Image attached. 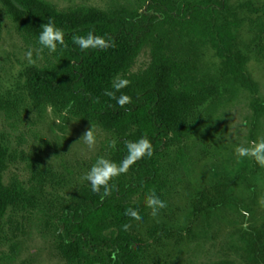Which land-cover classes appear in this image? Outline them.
<instances>
[{
  "label": "trees",
  "instance_id": "obj_1",
  "mask_svg": "<svg viewBox=\"0 0 264 264\" xmlns=\"http://www.w3.org/2000/svg\"><path fill=\"white\" fill-rule=\"evenodd\" d=\"M0 2L18 32L49 57L43 65L25 67L16 87L5 96L0 93V113L20 104L41 112L50 108L61 115L62 132L76 122L109 137L99 141L96 156L83 160L75 173L64 175L48 167L25 182L7 180L15 154L10 139L0 133V238L11 242L14 252L12 258L0 254V264L19 259L16 250L20 234L26 235V221L34 223L47 249L63 264H178L183 248L197 238L198 223L205 231L215 218L226 219L230 213L237 218L231 242L235 257L209 264H264L259 207L264 189L258 179L264 168L253 158L231 164V175L216 164L218 175L193 190L185 228L175 226L166 212L174 187L171 169L177 163L169 171L168 152L193 138L200 118L211 122L226 106V94L236 99L243 91L250 93V140H256L264 98L249 65L264 61V0H143L140 7L114 4L106 10L78 6L62 11L45 0ZM49 19L65 34L66 46L58 45L55 52L41 50L37 42ZM89 31L103 36L109 46L81 51L73 37ZM2 32L0 18V42ZM118 79L129 83L116 91ZM106 91L125 94L130 102L120 107ZM142 136L149 140L151 155L110 180L107 196L93 193L83 176L96 158L119 163L126 154L124 144ZM210 154L208 149L202 152L203 157ZM152 191L166 205L155 217L145 205ZM128 208L141 219L127 217ZM177 212L171 211L172 216Z\"/></svg>",
  "mask_w": 264,
  "mask_h": 264
},
{
  "label": "rangeland",
  "instance_id": "obj_2",
  "mask_svg": "<svg viewBox=\"0 0 264 264\" xmlns=\"http://www.w3.org/2000/svg\"><path fill=\"white\" fill-rule=\"evenodd\" d=\"M55 5L59 10H67L78 6H93L102 10L111 8L114 4L142 6L143 0H45ZM243 0H231L238 3ZM0 18L3 32L0 42V93L5 96L7 90H13L19 73L31 64L43 65L49 57L39 51L23 34L19 33L15 24L7 15L0 2ZM31 49L29 60L25 53ZM212 61L210 53L206 54L205 62ZM253 78L260 85V96L264 98V61L254 60L249 65ZM226 106L219 109L216 117L210 122L203 116L200 125L191 140L182 147H175L168 152L167 168L171 169V180L174 187L168 197L166 212L172 222L179 228H185L190 221L189 210L193 190L201 184L212 180V175H218L216 164H222L228 174H232L231 164H239L248 157H238L237 147H248L252 127L251 96L247 91L232 99L226 94ZM230 98V99H229ZM24 105V104H23ZM19 105L9 112L0 113V133H4L11 141L15 158L7 174V180L17 178L27 182L38 169L52 168L64 175L69 171L80 170L83 160L88 161L96 156L99 141L106 142L109 137L104 132L88 129L76 122L69 124L67 131L62 132L61 115L48 108L46 111H34L30 107ZM91 130L95 143L88 145L83 135ZM264 139V118L261 119L256 140ZM208 149V157L202 152ZM179 153L183 155L180 156ZM178 158V159H177ZM178 160V161H177ZM264 168V167H263ZM77 175V174H75ZM73 176V175H71ZM259 186L264 189V175L258 176ZM259 207L264 215V194L260 197ZM172 209V210H171ZM178 210L175 216L171 211ZM236 216L232 213L226 219L215 218L211 227L203 230L201 223L197 224L196 236L190 244L183 248L178 264H209L224 258L235 257L231 246L235 237L237 225ZM19 220V219H18ZM20 221V220H19ZM26 235L21 237V247L14 264H63L59 257L51 253L34 227V223L24 222ZM10 226V225H9ZM7 226L6 235L13 236ZM13 244L0 238V254L12 258ZM11 261V260H10ZM12 264V263H10Z\"/></svg>",
  "mask_w": 264,
  "mask_h": 264
},
{
  "label": "clouds",
  "instance_id": "obj_3",
  "mask_svg": "<svg viewBox=\"0 0 264 264\" xmlns=\"http://www.w3.org/2000/svg\"><path fill=\"white\" fill-rule=\"evenodd\" d=\"M64 35L63 29L56 27L49 19L46 24L41 26L37 42L41 46V50L47 49L50 52H55L58 45L61 47L66 46ZM73 43L78 46L81 51L90 48L103 49L109 46L108 41H106L103 36L94 35L92 31H89L86 35L74 36ZM25 56L31 60V49L25 53ZM128 83L129 82L125 79H118L114 82L113 87L116 91H119L126 87ZM105 95L114 99L116 104L120 107H124L130 102V97L125 94L116 96L115 92L106 91ZM82 139L90 146L95 143L94 135L91 130L87 131ZM124 150L126 154L119 163L102 156L97 157L95 163L92 164L90 169L85 173L83 179L89 182V186L93 193H100L101 197L107 196L110 191V180L121 174L127 173L129 167L142 157L151 155V145L149 140L143 136L135 141L126 142L124 144ZM235 154L238 157H251L258 165L264 167V139L251 141L248 147H237L235 149ZM101 188H103V192H101ZM145 205L147 208L151 209V215L153 217L157 215L159 209L166 206L165 202L161 200L154 191L145 196ZM124 214L132 220L139 221L141 219L140 215L134 208L126 209ZM242 214L247 215L243 210ZM123 228L126 230L128 225L124 224ZM115 258L116 253L113 252L112 259L115 260Z\"/></svg>",
  "mask_w": 264,
  "mask_h": 264
}]
</instances>
